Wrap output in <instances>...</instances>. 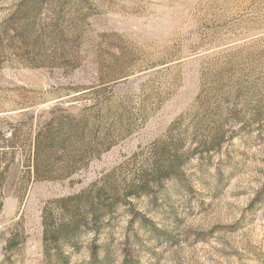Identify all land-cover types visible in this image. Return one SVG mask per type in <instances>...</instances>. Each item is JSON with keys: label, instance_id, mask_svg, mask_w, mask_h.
Masks as SVG:
<instances>
[{"label": "rangeland", "instance_id": "rangeland-1", "mask_svg": "<svg viewBox=\"0 0 264 264\" xmlns=\"http://www.w3.org/2000/svg\"><path fill=\"white\" fill-rule=\"evenodd\" d=\"M0 264H264V0H0Z\"/></svg>", "mask_w": 264, "mask_h": 264}, {"label": "trees", "instance_id": "trees-1", "mask_svg": "<svg viewBox=\"0 0 264 264\" xmlns=\"http://www.w3.org/2000/svg\"><path fill=\"white\" fill-rule=\"evenodd\" d=\"M173 159H176V157ZM176 161H178V159H176ZM173 164H174V160H169V161L167 160L165 166H164V164H162L161 166H158V178L170 176L173 173V171L171 170ZM98 193H100L99 194L100 196L98 198L96 206H95V208H92L91 211L89 212V214L91 215L92 218L95 219V221H97L99 214H101L100 213L101 208H103V209L110 208L112 205V201H113V200H111V202H107L108 199H104V197L102 198L101 192H98ZM73 197H67L65 199L64 198L61 199V200H59V204L64 205L63 203L66 200L72 199ZM76 197H78V196H76ZM112 197H114V195H112ZM48 226L49 225L47 224V218H44V227H45L46 233L48 232V230H47ZM70 226H72L71 229L72 228L75 229L76 226H78V220L77 219L72 220V224Z\"/></svg>", "mask_w": 264, "mask_h": 264}]
</instances>
